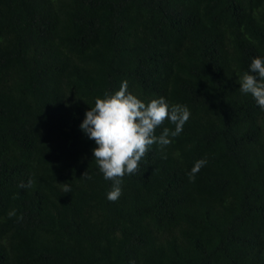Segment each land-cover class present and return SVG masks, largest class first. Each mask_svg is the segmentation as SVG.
Masks as SVG:
<instances>
[{
    "label": "trees",
    "instance_id": "16d2710c",
    "mask_svg": "<svg viewBox=\"0 0 264 264\" xmlns=\"http://www.w3.org/2000/svg\"><path fill=\"white\" fill-rule=\"evenodd\" d=\"M256 57L264 0H0V264H264ZM123 81L191 116L111 202L80 125Z\"/></svg>",
    "mask_w": 264,
    "mask_h": 264
},
{
    "label": "clouds",
    "instance_id": "9594fccd",
    "mask_svg": "<svg viewBox=\"0 0 264 264\" xmlns=\"http://www.w3.org/2000/svg\"><path fill=\"white\" fill-rule=\"evenodd\" d=\"M239 90L250 94L257 105L264 110V58H253L249 71L240 78ZM191 116L187 106L170 105L164 97L152 99L145 104L128 91V82L123 81L114 94L105 93L104 98H97L91 110L85 113L80 125L84 134L97 145L93 156L104 175L105 180L113 182L107 199L115 202L122 195L121 183L126 174H135L145 154L156 144L161 149L170 145V137H177ZM175 125L174 130L163 128L157 136L156 129L165 121ZM206 160L194 163L190 173V182L195 181L196 174L205 166ZM87 171L83 174L85 176ZM91 179V177H88ZM33 181L20 184V188L31 187ZM64 193L71 192L67 183H63ZM15 210L9 213L14 216ZM22 219V217H20Z\"/></svg>",
    "mask_w": 264,
    "mask_h": 264
}]
</instances>
